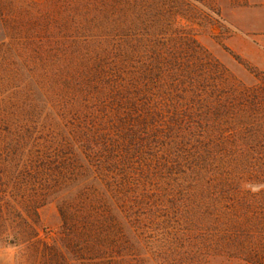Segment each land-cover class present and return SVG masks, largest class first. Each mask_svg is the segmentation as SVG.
Segmentation results:
<instances>
[{
	"label": "trees",
	"instance_id": "trees-1",
	"mask_svg": "<svg viewBox=\"0 0 264 264\" xmlns=\"http://www.w3.org/2000/svg\"><path fill=\"white\" fill-rule=\"evenodd\" d=\"M197 0L8 1L0 41V243L38 239L58 197L79 264H264V72L194 34Z\"/></svg>",
	"mask_w": 264,
	"mask_h": 264
},
{
	"label": "rangeland",
	"instance_id": "rangeland-1",
	"mask_svg": "<svg viewBox=\"0 0 264 264\" xmlns=\"http://www.w3.org/2000/svg\"><path fill=\"white\" fill-rule=\"evenodd\" d=\"M8 1L23 3L25 0H0V41L5 38L2 21L12 13L6 8ZM40 3L44 0H29ZM242 3L243 0H197L196 18L194 34L198 42L204 46L214 57L224 64L233 76L246 86H253L257 83L255 77L246 71L235 59L224 50L228 47L226 39L233 31L224 21L222 10L228 6L229 2ZM229 48V47H228ZM230 49V48H229ZM260 63V62H259ZM260 65H262L260 63ZM260 69V68H259ZM261 70V69H260ZM9 88L0 89V96L7 93ZM58 197H51L46 204L39 208V223L35 226L40 241L56 245L62 249L69 264H79L74 257L62 247L64 240L61 230V220L57 210ZM18 247L11 244L0 243V264H15V254ZM204 264H249L239 259H232L225 256H211Z\"/></svg>",
	"mask_w": 264,
	"mask_h": 264
},
{
	"label": "crops",
	"instance_id": "crops-1",
	"mask_svg": "<svg viewBox=\"0 0 264 264\" xmlns=\"http://www.w3.org/2000/svg\"><path fill=\"white\" fill-rule=\"evenodd\" d=\"M222 12L233 30L226 39L228 47L264 72V0L230 1Z\"/></svg>",
	"mask_w": 264,
	"mask_h": 264
}]
</instances>
